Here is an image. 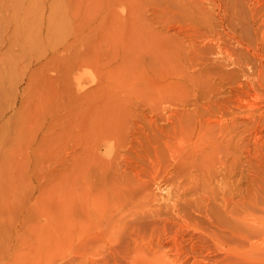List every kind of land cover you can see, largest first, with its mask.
<instances>
[{"label": "rangeland", "instance_id": "1", "mask_svg": "<svg viewBox=\"0 0 264 264\" xmlns=\"http://www.w3.org/2000/svg\"><path fill=\"white\" fill-rule=\"evenodd\" d=\"M193 1L0 0V264H264V0Z\"/></svg>", "mask_w": 264, "mask_h": 264}, {"label": "bare ground", "instance_id": "2", "mask_svg": "<svg viewBox=\"0 0 264 264\" xmlns=\"http://www.w3.org/2000/svg\"><path fill=\"white\" fill-rule=\"evenodd\" d=\"M201 1V0H200ZM199 1V2H200ZM222 1V0H221ZM231 1V0H230ZM195 1H193L192 3H194ZM197 2H198V0H197ZM197 2H195V3H197ZM204 2V1H203ZM212 2H214V3H216V1H214V0H212L211 1V4H212ZM218 2H219V0H218ZM234 2V1H233ZM221 3V2H220ZM225 3V2H224ZM253 3V2H252ZM200 4V3H199ZM214 5V4H213ZM216 5V4H215ZM211 10V9H210ZM212 11V10H211ZM254 13V12H253ZM254 17V16H253ZM256 23V22H255ZM260 26V25H259ZM238 61V60H237ZM244 64H245V62H243ZM263 63V65H264V62H262ZM258 64V63H257ZM261 67H262V65H261ZM261 67L260 68H258V69H260L261 70ZM240 71H242L243 70V68H242V64H241V68L239 69ZM264 70V68L262 69V71H260L259 73H260V76L263 74V71ZM258 71V70H257ZM262 72V73H261ZM253 74V73H252ZM257 74V73H256ZM264 75V74H263ZM253 76V75H252ZM262 77V76H261ZM263 80H264V77H263ZM257 85V84H256ZM228 206L226 205V207H225V209H226V211H228L229 212V214H230V216L232 217V219H233V221H234V224H236L238 221H239V219H240V212H239V203L236 201L235 203H231L230 204V208L228 207Z\"/></svg>", "mask_w": 264, "mask_h": 264}]
</instances>
